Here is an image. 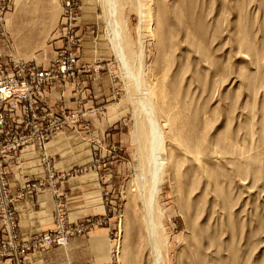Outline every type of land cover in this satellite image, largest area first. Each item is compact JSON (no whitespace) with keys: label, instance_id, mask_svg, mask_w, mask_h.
<instances>
[{"label":"rangeland","instance_id":"rangeland-1","mask_svg":"<svg viewBox=\"0 0 264 264\" xmlns=\"http://www.w3.org/2000/svg\"><path fill=\"white\" fill-rule=\"evenodd\" d=\"M100 1L0 0V71H52L30 99L56 127L41 149L29 140L0 153V262L30 264L102 227V264H154L159 250L162 264H264V0H116L125 60L132 74L143 66V87L116 56ZM13 99L0 104L3 144L47 125L31 121L40 101ZM149 99L165 149L154 249L131 140ZM17 200L50 205V228L23 237ZM45 233L67 236L65 246L24 244Z\"/></svg>","mask_w":264,"mask_h":264},{"label":"bare ground","instance_id":"bare-ground-1","mask_svg":"<svg viewBox=\"0 0 264 264\" xmlns=\"http://www.w3.org/2000/svg\"><path fill=\"white\" fill-rule=\"evenodd\" d=\"M100 2L103 4L102 6L104 9V16L107 20L106 23L108 21H111L112 23L111 26L113 28L109 32L108 39L112 43V47L114 49V52L116 53V56L121 60L122 65L127 69L128 74L134 75V80L136 81L137 87H143V66L140 64L138 70L136 69L137 73L132 74V69H130L129 64L126 61L127 59L125 60L123 45L124 39L126 38V33L118 2L116 0H101ZM142 56L143 55H141L140 59H142ZM141 102L142 103L140 104L141 106L139 110L135 113L136 116L134 117V126L131 130V140L136 146L135 158L140 168V174L137 177V185L143 204L145 205V218L143 219L145 231L148 236V242L151 248L154 249L155 243L153 238H155V235L157 233L156 230H159L158 223L160 220V214H158L156 201L158 186L161 183L162 179L161 174L163 171L164 163L161 159H159V156L164 152L165 149L162 144L163 135L160 131L161 128L159 127L158 122H156L155 120L154 110L156 109L152 107L153 104L151 105V103L153 102L150 101V99L149 101ZM182 140L183 141H181L180 139L181 142L178 146H180V149L183 152H187L188 149H191L192 147L189 148L187 138H184ZM156 256L157 257L156 259H154V264H162L163 258L160 250L157 252Z\"/></svg>","mask_w":264,"mask_h":264},{"label":"built area","instance_id":"built-area-1","mask_svg":"<svg viewBox=\"0 0 264 264\" xmlns=\"http://www.w3.org/2000/svg\"><path fill=\"white\" fill-rule=\"evenodd\" d=\"M67 6H69V2H67ZM2 8L3 7H1L0 10H2ZM65 64H66L65 61H61V68H60L61 72L65 71ZM17 75L21 78L18 79ZM53 77L54 74L52 71L44 70V69L42 70H37L35 68L24 69V67H22L15 72L0 71V104L6 103L7 98L11 95V92H13V96L16 99H13V102L10 105L18 106L20 103L29 101L28 107L29 109H31L33 103H38V101H40V106L38 105V108H36L38 109V113L34 114L33 112H31L32 113L31 121L37 120L40 125L44 122L47 123L44 129L38 128L36 129L35 133H33L32 135L22 136L19 138V140H14L13 138L12 140L13 142L10 144H3L0 142V153L5 155L8 153L16 154L19 151L18 144L28 142L29 140H36L39 149L45 146V141L48 138L49 134L51 135V133L56 128L54 126L55 120L52 119V114L48 112L47 107H45V105L41 102L42 100L40 98L36 100L33 99V101L30 99V92L36 90V92L40 94V96L42 97V92L45 88V87L41 88L42 83H44L47 80H52ZM31 82H33V85L31 84ZM22 111L25 113L23 109ZM28 126L29 124H26L25 128H27ZM66 239L67 236L59 235L56 236L55 238L50 233H45L40 238L36 237L34 239H31L30 241L24 242V244L27 245L29 242L36 240L38 241L37 244L41 246L50 243L52 244L59 243L65 246Z\"/></svg>","mask_w":264,"mask_h":264},{"label":"crops","instance_id":"crops-1","mask_svg":"<svg viewBox=\"0 0 264 264\" xmlns=\"http://www.w3.org/2000/svg\"><path fill=\"white\" fill-rule=\"evenodd\" d=\"M29 40V39H28ZM31 41H29L30 43ZM28 43V44H29ZM49 97L56 93V87L52 86L49 90ZM31 146V145H28ZM25 148V147H24ZM23 148V149H24ZM34 149V147H31ZM22 149V150H23ZM76 185L82 184L79 181L76 182ZM73 183L70 184V187L76 186ZM13 188V187H12ZM14 190V189H13ZM95 193V192H94ZM47 204H51L50 201H47ZM16 205L19 210L20 217V230L23 237H28L32 231L35 229H49L51 224L50 215L47 216L44 213L48 214L50 209L47 207L41 211L32 210L31 206L27 203L26 200H17ZM76 213V211H74ZM49 219L48 222H45V219ZM89 236L86 240L80 238H73L69 244V247L64 251L56 248H49L47 251L32 255L30 257V264H102L107 260L108 257V247L107 242L98 244L97 239H103L108 241V232L106 228L96 227L91 229L88 232ZM94 238V239H93ZM0 264H7L5 262H0Z\"/></svg>","mask_w":264,"mask_h":264}]
</instances>
